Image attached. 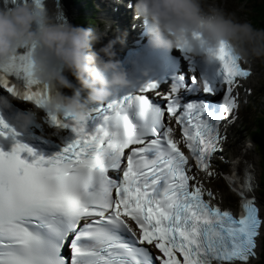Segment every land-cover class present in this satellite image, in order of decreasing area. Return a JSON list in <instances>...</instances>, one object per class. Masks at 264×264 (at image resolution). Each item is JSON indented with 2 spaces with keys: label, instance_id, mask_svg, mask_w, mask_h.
Segmentation results:
<instances>
[{
  "label": "snow or ice",
  "instance_id": "snow-or-ice-1",
  "mask_svg": "<svg viewBox=\"0 0 264 264\" xmlns=\"http://www.w3.org/2000/svg\"><path fill=\"white\" fill-rule=\"evenodd\" d=\"M215 57L221 79L198 82L203 97L184 101L182 82L168 92L151 82L110 101L95 131L76 121L75 139L50 158L19 140L10 153L0 151V264H250L264 213L249 195L252 166L245 162L238 172L247 148L230 162V174L219 173L241 198L238 214L213 203L216 193L190 163L191 157L199 172L217 176L213 158L223 152L239 89L253 74L224 46ZM0 89L38 105L48 96L34 77L31 53L0 63ZM9 135L19 134L0 118V136ZM70 236L69 259L63 250Z\"/></svg>",
  "mask_w": 264,
  "mask_h": 264
},
{
  "label": "clouds",
  "instance_id": "clouds-1",
  "mask_svg": "<svg viewBox=\"0 0 264 264\" xmlns=\"http://www.w3.org/2000/svg\"><path fill=\"white\" fill-rule=\"evenodd\" d=\"M227 3L228 0H137L135 15L146 21L148 43L153 48L187 47L193 52L201 48L206 52L204 59L213 63L215 52L224 46L242 64L264 72V28L230 11ZM103 35L99 28L75 27L55 19L31 0H11L10 6L5 0L0 4V63L15 56L19 48L34 47L31 63L35 79L54 89L73 90L72 96L52 91L43 102L44 108L53 114L71 116L77 122L84 121L90 103L103 104L117 88L130 84L121 62L115 58V41L94 50ZM58 66L88 91L85 100ZM252 76L256 84L264 81L254 72ZM199 83L203 87V78ZM2 102L7 104V100ZM34 117L35 111L20 113L19 126L29 127Z\"/></svg>",
  "mask_w": 264,
  "mask_h": 264
},
{
  "label": "rangeland",
  "instance_id": "rangeland-1",
  "mask_svg": "<svg viewBox=\"0 0 264 264\" xmlns=\"http://www.w3.org/2000/svg\"><path fill=\"white\" fill-rule=\"evenodd\" d=\"M66 1H67V3H66ZM66 1H65V3L68 6L73 7L74 17L76 19L75 20V27H80L82 25V19L78 17L80 15V13H79L80 8H79L78 2H76V0H71V1L66 0ZM237 1H239V0H228V3H227L228 9L230 11H234V10L237 11L240 16L249 20V15L246 13H245L246 15L244 14L245 10L251 11V10H249V6L247 4H244V3H247V0H241L242 2H244V3H242V5H240L239 4L240 2L238 3ZM258 1H260V5L264 7V0H258ZM241 6H242V8H241ZM67 21L69 22V19ZM98 28L101 29L100 27H98ZM94 50H96V49H94ZM255 75L264 77V72H262L259 67H256L255 68ZM250 81L252 83L251 84L247 83V84L250 85L251 87H253V92L250 95H248L247 103L243 104V106L241 107V111H240L241 115H240L239 121L237 123V131H236L235 139H238L240 141L251 139L249 137V133L251 132V129H252V125H251L252 121L250 122V115L252 116L253 113L255 114L254 111H258L260 108H262L263 103H264V81H262L260 84H256V83H254V77L253 76L250 78ZM230 146H231V141L225 145V150L223 151L224 155L225 156L227 155L226 157L229 156ZM254 150L260 159V155H259L258 151H256L255 145H254ZM225 156H223V157L226 158ZM218 165H219V167L223 168V170L227 169V166H228V164L223 162V160H219ZM259 165H260V161H259ZM261 173H262V168L260 166L259 185L257 186V192H256L257 197L256 198H257L258 204L261 207L262 213H264V192H263L264 187L261 185ZM223 182L224 181L221 177H217L212 183H214L218 188L219 187L222 188L220 190V192L222 193L223 198L226 201H228L232 205L237 204V201H238L237 196L234 193H232L231 191H229V189L227 188V186H225V184ZM262 236H263V234L259 237V241H260V246H259V250H258L259 253L262 250V243H261L262 238H263ZM258 258H259V255L257 258H255L253 261H251L250 264H252Z\"/></svg>",
  "mask_w": 264,
  "mask_h": 264
},
{
  "label": "bare ground",
  "instance_id": "bare-ground-1",
  "mask_svg": "<svg viewBox=\"0 0 264 264\" xmlns=\"http://www.w3.org/2000/svg\"><path fill=\"white\" fill-rule=\"evenodd\" d=\"M0 4H4V0H0ZM8 4H9V6L11 5V3H8ZM45 10L49 13V15L51 17L65 21V22H67V16H71V13H73V7L68 6L65 3V0H46L45 1ZM63 74L68 79L73 77L70 75V72H68L64 69H63ZM249 79H247L246 82H250ZM80 91H82L81 100L83 101L86 99V97L88 95V91L86 89H83L82 87H81ZM64 95L72 96L73 94L71 93V89L65 88ZM245 148H247V151L244 153L243 159H242L241 163L239 164L238 168L241 171V173H243V170L245 168V162H247L248 164H250L252 166V170L254 171V176H255V180H254L255 188H254V192L250 193L249 195L250 196L255 195V197H257L256 192H257V186L259 185V175H260L259 161H260V159L254 150V144L250 140L240 141L238 139L233 138L231 140V146L229 148V158L233 159L235 156H240L242 149H245ZM215 168L216 169L219 168L218 163L215 164ZM220 172L230 174L232 172V169H228V168L225 170L221 169ZM223 179H224V177H223ZM226 183H227V185H229L227 181H226ZM230 191L232 193H234L232 188ZM234 194L236 196H238L237 193H234ZM238 198H239V196H238ZM259 246H260V241L258 239V249L257 250H259Z\"/></svg>",
  "mask_w": 264,
  "mask_h": 264
},
{
  "label": "trees",
  "instance_id": "trees-1",
  "mask_svg": "<svg viewBox=\"0 0 264 264\" xmlns=\"http://www.w3.org/2000/svg\"><path fill=\"white\" fill-rule=\"evenodd\" d=\"M78 1L80 0H76V2ZM245 4H247L249 6V10H251L250 11V13L252 14L251 22L254 24V26L258 28H264V7L260 5V1L247 0V3ZM78 17L82 19V25L80 27L85 28L86 24L90 23L89 20L88 22L86 20V17H87L86 13H81ZM75 20L76 19L74 17L73 18L74 23H75ZM254 112L255 114L252 116V124H251L252 129H251V132L249 133V137L255 142L256 151H258L260 155V166L262 168L261 185L264 187V104L262 108ZM253 264H264V235L262 238V251L260 253V257Z\"/></svg>",
  "mask_w": 264,
  "mask_h": 264
}]
</instances>
